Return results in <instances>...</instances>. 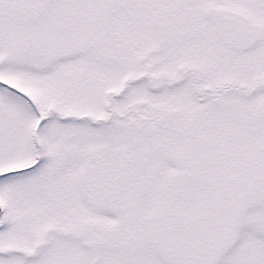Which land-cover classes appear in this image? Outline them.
I'll use <instances>...</instances> for the list:
<instances>
[{
    "label": "snow or ice",
    "instance_id": "snow-or-ice-1",
    "mask_svg": "<svg viewBox=\"0 0 264 264\" xmlns=\"http://www.w3.org/2000/svg\"><path fill=\"white\" fill-rule=\"evenodd\" d=\"M0 264H264V0H0Z\"/></svg>",
    "mask_w": 264,
    "mask_h": 264
}]
</instances>
